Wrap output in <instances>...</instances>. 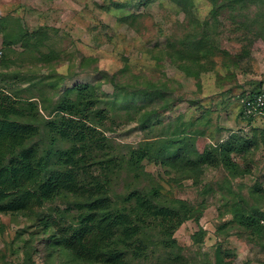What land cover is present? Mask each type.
I'll return each instance as SVG.
<instances>
[{
    "label": "rangeland",
    "instance_id": "1",
    "mask_svg": "<svg viewBox=\"0 0 264 264\" xmlns=\"http://www.w3.org/2000/svg\"><path fill=\"white\" fill-rule=\"evenodd\" d=\"M191 1L187 12L171 0H0V35L24 36L31 47L22 40L8 48L0 87L17 89L26 115L14 119L39 128L27 146L51 153L55 171L63 167L58 153L74 144L48 121L67 88L88 84L106 119L93 118L105 147L87 153L92 170L110 180L114 207L133 208L128 195L137 190L161 206L192 210L168 235L152 227L146 254L130 256L133 264H264V230L252 232L235 216L264 213V120L243 121L239 101L264 89V0L235 11L228 7L235 0ZM216 2L225 7L215 10ZM233 139L239 151L231 159L246 171L239 176L223 164L203 172L180 164L187 172L157 156L177 148L195 160ZM138 150L151 157L135 165ZM75 201L0 214V264H98L53 244L78 221Z\"/></svg>",
    "mask_w": 264,
    "mask_h": 264
},
{
    "label": "trees",
    "instance_id": "2",
    "mask_svg": "<svg viewBox=\"0 0 264 264\" xmlns=\"http://www.w3.org/2000/svg\"><path fill=\"white\" fill-rule=\"evenodd\" d=\"M171 1L187 12L194 6L191 0ZM242 2L250 0H235L231 3L232 6L228 7L235 11L243 4ZM222 7H225V4L216 2L214 9ZM0 33L2 34L1 28ZM38 35L39 33H33L32 36L37 38ZM0 40L4 48L0 65L5 64L7 51L11 46L23 40L25 42L21 47L31 48L26 45L28 41L24 36L12 41L7 35L3 38L0 35ZM42 42L43 40L41 44ZM194 46L200 48L203 43L199 41ZM255 92L257 91L248 93ZM17 93L14 87H0V214L30 215L43 209L48 202H55L61 197L65 200L73 197L74 201L76 200L73 205L79 213L78 221L61 229L57 233L58 236L53 235V244L61 245L78 261L98 264H133L130 256L140 258L146 254L144 235L152 227L159 226L168 235L184 220L193 217L190 208L184 207L183 211H180L161 206L137 190L128 195V200L134 203L133 208L114 207L110 196V180L102 178V175L92 170L91 154L87 153L91 145H96L100 149L105 147L93 118L99 116L106 119V115L98 107L99 99L91 86L78 84L73 88H67V93L57 105V117L48 121V126L55 135L74 144L71 148L58 153L59 163L63 167L55 171L49 170L51 153L43 155L37 147L27 146L39 134V128L32 122L14 119L21 116L24 118L26 115V111L20 107L23 99L17 96ZM248 93H243L239 99L240 112L242 120L252 124L254 122L252 119L245 118L241 103L242 98ZM232 141L234 139L226 142L218 151L204 149L196 152L195 160L188 159L182 153L185 151L177 148L159 153L157 156L166 164L184 170L185 167L180 164L194 168L197 172H203L208 166L217 168L223 164L236 176L243 175L246 171H240L237 163L231 159V154L239 151V147ZM132 154L138 155V159L133 162L135 165L151 157L148 151L138 150ZM235 216L242 221L246 229L255 233L263 232L261 225V221L264 220L263 212L259 211L255 215L237 213ZM42 221L47 228L52 227L47 217Z\"/></svg>",
    "mask_w": 264,
    "mask_h": 264
},
{
    "label": "built area",
    "instance_id": "3",
    "mask_svg": "<svg viewBox=\"0 0 264 264\" xmlns=\"http://www.w3.org/2000/svg\"><path fill=\"white\" fill-rule=\"evenodd\" d=\"M4 56L3 44L0 40V59ZM245 118L254 122L264 120V89L255 93H248L241 100Z\"/></svg>",
    "mask_w": 264,
    "mask_h": 264
}]
</instances>
